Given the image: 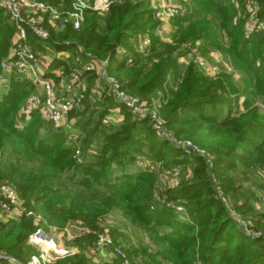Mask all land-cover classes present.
Masks as SVG:
<instances>
[{"label":"trees","instance_id":"1","mask_svg":"<svg viewBox=\"0 0 264 264\" xmlns=\"http://www.w3.org/2000/svg\"><path fill=\"white\" fill-rule=\"evenodd\" d=\"M238 2L239 8L231 0H183L187 12L170 20L175 27L173 42L177 43L152 38L148 63L143 65L136 61V55L131 65L118 59L116 48L128 44L131 34L142 31L149 35V29L157 27L148 0L113 2L107 11L88 12L81 29L67 27L58 35L51 33L48 42L78 43L93 55L107 59V73L117 78L127 93L141 100L156 96L169 77L171 86L157 98L159 114L176 138L189 139L212 156L210 167L202 156L183 154L168 142L156 139L148 119L124 107L120 124H103L101 119L113 104L101 109L100 102L91 105L92 99L83 102L82 111L79 108L69 113V117L77 118L72 126L84 135L80 141L75 134L76 142H82L76 148L70 131L54 129L38 112H32L26 120L18 115L32 85L14 71L9 76L8 90L0 91V181L14 184L25 208L42 216L41 224L64 226L71 214L69 209L75 208V216L83 218L85 225L96 232V222L116 212L125 246L114 241L122 246L131 263L264 264V212L254 209L252 193L248 188L243 192L241 182L242 177L253 178L257 186L255 174L264 169V113L256 105L264 100V33L244 35L245 10L242 0ZM255 2L262 17L264 0ZM0 16L1 61L8 53L14 28L1 7ZM144 26L148 29L144 30ZM183 30L187 37L178 39ZM225 37L228 41L224 42ZM197 41L203 55L213 48L220 50L228 42L224 55L240 74V83H234L229 74L223 75L228 77L226 85L222 79L204 77L192 62L182 73L177 49ZM60 46L55 48H64ZM66 136L70 146L58 142V138ZM144 147L158 160H167L166 166H192L195 177L161 188L155 185L157 176L151 171L119 168L122 174L113 175V164L125 167L133 163L136 153ZM26 164L27 172L23 169ZM67 170L82 175L79 179L73 175L64 178ZM210 170L225 195L243 200L237 206L241 214L258 216L262 236L251 239L239 231L211 186ZM237 170L240 176L235 175ZM157 188L166 199L184 203L188 221H180L169 207L156 204L153 193ZM64 199H68L69 206ZM128 229L141 237L133 235L132 240ZM32 230V219L25 216L9 222L0 220V251L26 260L35 252L27 243ZM93 240V233L75 240L80 251L57 262L106 264L95 263L85 254L84 249Z\"/></svg>","mask_w":264,"mask_h":264},{"label":"built area","instance_id":"2","mask_svg":"<svg viewBox=\"0 0 264 264\" xmlns=\"http://www.w3.org/2000/svg\"><path fill=\"white\" fill-rule=\"evenodd\" d=\"M51 1L52 3L47 0H0V7L14 28L11 46L7 55L0 61V91L8 90L9 76L14 71L32 85L18 115L26 120L32 112L36 111L54 129L70 131L73 135L72 141L76 142L69 113L79 109L82 105L85 95L82 83L87 75L92 74L94 78L92 96L100 97L104 94L114 100L116 103L114 107L120 106V109L124 107L139 118H147L155 136L186 154L195 153L202 156L210 167L211 155L189 139L176 138L173 132L165 126L158 111L160 106L158 100V103L144 105L138 96L127 93L117 78L107 73V59H101L85 50L82 45L67 40L48 43L51 40V33L58 35L67 27L73 30L81 29L88 12L105 11L113 2L123 4L139 0H101L96 3H91L89 0ZM247 1L249 15L245 23L244 35L248 36L251 32L258 31L264 33V15L260 16L259 6L255 0ZM148 3L154 19L158 22V27L164 26L172 18L183 16L187 12L183 0H148ZM137 42L142 52L147 51L146 49L150 46V38L145 34H140ZM57 45L64 48H55ZM181 47L180 51H183L186 62H192L202 73L217 76L227 70L228 73L234 74V69L228 60H224L216 53L203 55L198 43H186ZM116 52L126 64L132 62V57L122 48H116ZM54 60L60 63L54 65ZM114 107L111 111L110 108L101 119L103 124L117 125L123 121V118L116 121L120 116L117 113L122 112L119 108L115 112ZM19 124V126L22 125L21 121ZM136 163L140 167L144 166L142 160L136 159ZM178 171L177 168L169 174L177 179ZM209 177L216 196L223 202L229 216L236 220L238 226H244V223L237 219L234 207L222 193L211 170ZM153 197L157 205L169 207L180 221H188L186 207L181 200L166 199L161 196L158 188L155 189ZM23 203L21 195L11 185L0 181L1 221H8L15 215H32V211L27 210ZM245 232L247 233L244 234L251 239L262 236L260 232L254 233L248 230ZM89 233L94 234V240L88 249L105 252L109 257L106 264H134L130 262L122 246L115 242L106 231L95 232L85 227L73 226L64 227L57 239L46 234L41 227H36L27 236V243L36 248L35 252L26 260L20 261L0 251V264H52L58 259L78 253V247L70 244Z\"/></svg>","mask_w":264,"mask_h":264},{"label":"rangeland","instance_id":"3","mask_svg":"<svg viewBox=\"0 0 264 264\" xmlns=\"http://www.w3.org/2000/svg\"><path fill=\"white\" fill-rule=\"evenodd\" d=\"M101 0H96V2H99ZM233 1L234 5L236 8H239V2L238 0H231ZM112 4V3H111ZM110 4V5H111ZM242 5L244 7V10H245V13H244V18H245V22H247V17L249 15V3L247 0H242ZM109 7V6H108ZM108 8L105 10L107 11ZM240 10V9H239ZM93 12V11H92ZM104 11H100L98 13H102ZM3 15V14H2ZM0 19H1V16H0ZM149 23H151V20L149 19L148 20ZM148 26H144L143 29H148L147 28ZM174 31H175V27L173 26L172 23H167L165 24V26H160L155 28V29H152L148 31L149 35L146 33V32H136V33H133L131 34L129 37H128V40H127V43L128 44H119L118 46L120 47H117V48H122L129 56L132 57V62L129 64L131 65L132 63L134 64V56L136 58V61L138 63H140L141 65L145 64V63H148L147 60H148V57L150 55V47H151V40L152 38H154L155 41L157 42H165V43H168V44H172V45H175L177 42H173V34H174ZM140 34H145L147 36H149L150 38V46L146 49L147 51L145 52H142L141 48L138 47V37ZM13 37V35H12ZM179 37H187V32L186 31H181L177 38L179 39ZM190 37V36H189ZM225 41H228V39L225 37L224 39V42ZM11 43H12V38H11ZM11 43H10V46H11ZM196 43L199 44V48H200V43L199 41H197ZM228 43V42H226ZM222 45L223 47L220 48V50L218 49H210L208 51V53L206 55H210V54H218L220 56L223 57L224 55V50L227 49V44ZM182 45H186V44H182ZM9 46V47H10ZM205 47H210L209 45H206ZM182 47H179L177 49L178 51V56H177V60L180 64V67H181V72L183 73L186 66L189 64L186 62L185 60V57L183 54H180V50H181ZM176 52V51H175ZM225 56V55H224ZM116 57L118 59H121L119 53L116 52ZM226 57V56H225ZM223 57L224 60H228L229 63L231 64V61L229 60V58H225ZM124 60V59H123ZM226 69V68H225ZM234 69V68H233ZM199 70V69H198ZM200 71V70H199ZM201 75L204 76V77H207L209 79H212V80H216V79H222V82L226 85V79L228 78L227 76H223V75H232L233 76V81L234 83H240V74L237 73L236 70H234V74L233 73H228L227 70H224V72L220 73L219 75L217 76H213V75H209V74H205V73H202L200 71ZM84 78V77H83ZM168 81L166 83L163 84L162 86V90H158L156 92V96H150V98L148 100H142V102L144 103V105L146 106H149L150 104H152L153 102L155 103H158L157 101V98H160L162 97L163 95V92L162 91H167V88L169 86H171V81H170V78L168 77ZM180 82V81H179ZM83 87H84V100L83 102L89 100V99H92L91 100V105H92V102H100V108L102 109V107H105V106H110L112 105L114 107V105L116 104L114 102V100L112 98L108 99V97H106V95H100V97L98 96H92L91 95V90L94 88V78H93V75H87L85 77V79L83 80ZM176 84L174 85L173 84V87H175ZM82 102V104H83ZM264 104V100L262 101H258L257 102V107L259 108L260 112L261 113H264V106L262 105ZM117 108H119V111H121L120 109V106H115L113 109L115 110V112L117 111ZM84 108V105L80 106V111H82ZM110 109V108H109ZM112 110V108L110 109V111ZM122 112V111H121ZM119 114L120 116L116 119L117 120H120L121 118L124 117V114L122 113H117ZM70 120L73 122V124L75 123L76 121V117L75 116H71L69 117ZM72 124V125H73ZM21 126H19L20 128ZM72 128L74 129L73 133L74 134H77L79 135V140L81 141V139L84 137V135L81 133V131L77 130V126H72ZM71 129V130H73ZM169 129V128H168ZM171 131V129H169ZM157 137V136H156ZM65 139H60L58 138V142L61 144V145H64L66 144L67 146H70L71 144L69 143V139H67V136L64 137ZM158 140L161 141L160 138H156ZM76 142V148H78V146L80 145V143L82 142ZM163 141V140H162ZM178 149V148H176ZM75 155L77 154L76 151L74 152ZM78 153H79V149H78ZM183 154H186L185 152H182ZM187 155H195V153H190V154H187ZM136 159L138 160H142L144 162V166L143 167H140L137 163H136ZM166 163H167V160H158L155 155H154V152L152 151H148L146 147H144L140 153H136V157H135V160L133 163L125 166V167H120V165L118 164H113L110 169L113 173V175H121L122 173L120 172V169L119 168H122V169H126L128 171H151L153 172L156 176H157V179H156V183L155 185L156 186H160L161 188H168V187H174L175 185L179 184L181 181L183 180H190L191 178L195 177L194 174L192 173V166L190 165H186V164H182V165H178V166H166ZM174 167V168H173ZM29 167L28 165L26 164L25 167L23 169H25V171L27 172ZM178 168V172H179V175L177 176V179H174L169 173L172 172L174 169H177ZM239 172L240 170H237L235 172V175L237 176H240L239 175ZM63 177L66 178V177H69L70 175H73L76 179H79L81 177V173L75 171V172H72V170H67L65 172H63ZM213 173V172H212ZM209 174V172H208ZM214 175V173H213ZM256 177L258 178V185L255 186L254 183H253V178L250 180H248V178H245V177H242L241 179V182H242V186H243V189L242 191L246 193V188L249 189V191L252 193V196L250 197L251 199V202L253 203V206H254V209H256V211L258 210L257 209V206H259L261 209H263L261 212H264V169H260V170H257L256 172ZM247 176V175H246ZM245 178V179H244ZM75 179V180H76ZM74 180V179H73ZM3 182L11 185L14 189H16L13 185V183L11 182H7L3 179ZM68 186L70 185L69 181L67 182ZM246 185V186H245ZM212 186V184H211ZM220 186V185H219ZM213 188V187H212ZM222 190V189H221ZM222 193L224 194L223 190H222ZM224 196H226V198L228 199L229 203L234 207V210L236 212V216L238 217L237 219L241 220L243 223H244V226H238V229L239 231H242L243 234L244 233H247L245 231H249V232H254V233H262L263 234V231H260L258 229V224H257V219H258V216L257 215H253V214H248V215H243L241 214L238 209H237V206H241L242 203H243V200L242 199H234L230 196H227L224 194ZM23 199V198H22ZM65 202L63 201L64 204L67 203V205L69 206V201L68 199H64ZM24 202V201H23ZM221 203H223L221 201ZM25 204V203H23ZM76 207V206H75ZM263 207V208H262ZM71 210V214L68 215V217L66 218V222H65V225L64 226H57L56 224L54 223H45V224H41V220H42V216L38 213V212H33L32 211V215H28V216H25V215H19L17 218H12V219H18L20 218L21 216H25L27 218H31L32 219V223L34 225V229L36 227H41L45 232L46 234L50 235L51 237H53L54 239H57L58 237H60V232L61 230L64 228V227H68V226H73V227H85V228H88L87 225H85L84 223V219L83 218H77L75 216L76 214V209H69ZM228 213V212H227ZM71 216V217H69ZM118 214L116 212H111L110 214H105L103 215L97 222H96V225H97V230L96 231H106L113 239H117L119 241V243L121 242V245L124 244V241H125V238H124V235H122L124 232H123V228L121 226H118L117 224V220L119 219L118 218ZM12 219L8 220V221H4V222H9L11 221ZM236 221V220H235ZM47 226V228L45 227ZM89 229V228H88ZM117 229V231H116ZM33 231V230H32ZM31 231V232H32ZM114 231V232H113ZM127 234L131 237V239L133 240V238H135V236L138 238V237H141L140 235L138 236L136 233L132 234L130 232V230L128 229L127 230ZM30 232V233H31ZM29 233V234H30ZM132 234V235H131ZM140 234V233H139ZM135 235V236H133ZM245 235V234H244ZM246 236V235H245ZM250 238V237H248ZM66 243H69V242H66ZM75 245V246H78L76 244V242H72L70 245ZM123 246V245H122ZM125 246V244H124ZM32 248L34 250H36V248H34L32 246ZM97 251H91V255H94L91 260L95 263H102L103 261L101 260V258L99 257V255H97ZM68 257V256H67ZM67 257H64V258H61V259H58L56 260L55 262H53L52 264H59V260H62V259H65ZM134 264H138L139 262L137 260H134L133 261ZM62 263V262H61ZM60 263V264H61ZM104 263V262H103Z\"/></svg>","mask_w":264,"mask_h":264},{"label":"crops","instance_id":"4","mask_svg":"<svg viewBox=\"0 0 264 264\" xmlns=\"http://www.w3.org/2000/svg\"><path fill=\"white\" fill-rule=\"evenodd\" d=\"M165 26V25H164ZM112 108V107H111ZM109 112V111H108ZM263 208V207H262ZM257 211H262L263 209H261L259 206H257ZM18 216L17 215H15L13 218H17ZM78 247V246H77ZM78 249V251H80V249H79V247L77 248ZM84 252H85V254L87 255V257L88 258H92L94 255H91V251L88 249V247H86L85 249H84ZM98 253H97V255H99V257L101 258V260L103 261V262H105V263H107V260L109 259V257L107 256V254H105V252H103V251H97Z\"/></svg>","mask_w":264,"mask_h":264}]
</instances>
